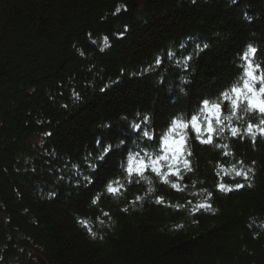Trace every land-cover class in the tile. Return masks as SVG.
Instances as JSON below:
<instances>
[{
	"label": "trees",
	"instance_id": "trees-1",
	"mask_svg": "<svg viewBox=\"0 0 264 264\" xmlns=\"http://www.w3.org/2000/svg\"><path fill=\"white\" fill-rule=\"evenodd\" d=\"M248 45L264 69V0H0V264H264V138L230 132L259 116L225 108L213 145L189 133L176 187L122 168L156 146L133 123L159 134L216 102L242 84ZM234 164L251 187L221 191L246 183ZM117 179L122 194L105 193Z\"/></svg>",
	"mask_w": 264,
	"mask_h": 264
},
{
	"label": "snow or ice",
	"instance_id": "snow-or-ice-1",
	"mask_svg": "<svg viewBox=\"0 0 264 264\" xmlns=\"http://www.w3.org/2000/svg\"><path fill=\"white\" fill-rule=\"evenodd\" d=\"M119 11V9H118ZM104 43L107 45V37L104 38ZM199 47V46H198ZM205 48L207 45L204 46ZM103 50V49H101ZM257 49L252 45H248L244 51L241 59L246 63L242 66L243 71L240 77L242 84L237 82L229 89L221 92L216 102L209 99L199 101L200 107L190 118L183 116H174L170 123L162 133L157 134L155 130H149L151 117L145 115L140 123H133L132 129L140 134V139L148 142H155V147L149 151L148 148L142 149L133 153L128 152L126 157V165H122L123 171L127 174L126 179L128 183H132L133 175L143 176L145 171L151 168V171L163 179L165 183H171L172 187H176V183L169 180V177L182 179V170L191 171V161L188 157L191 156V151L188 148L190 139L189 133H194L195 139L201 144L213 145V133H222L224 125L220 120L225 108H230L233 114L243 112L246 114H256L260 117L259 122L253 124L248 121L247 127L241 130L238 126L230 127V132L233 137L244 138L248 136L253 143L256 142L257 136L264 138V69H261L260 63H254L253 59L256 55ZM161 61L157 58V63ZM257 70H260L257 74ZM216 124L221 125L219 129L214 127L213 120ZM243 133V134H242ZM207 134V135H205ZM124 142L121 141V144ZM101 144V141H97ZM216 147H226L225 145H215ZM113 145L104 146L103 152L97 159L103 161L105 156L113 149ZM118 147V146H117ZM227 155V153H225ZM243 165V162H239ZM165 165L167 168L165 170ZM89 168L95 170V165L89 164ZM232 170L236 177H243L246 183H237L233 186H226L223 183L217 185L221 191L239 190L244 187H251L249 180V173L251 168L245 170L243 166L237 169L236 165H232ZM86 183H91L89 177H84ZM125 185L119 179L115 181H108L106 191L111 194L120 195ZM154 189L149 188V192ZM212 193L208 192L207 196L211 197ZM99 197H94L95 203ZM137 200L143 197H137ZM157 203H163V197L156 198ZM212 211V205L208 202H203L197 205V211ZM105 215H108L105 213ZM95 235V234H93Z\"/></svg>",
	"mask_w": 264,
	"mask_h": 264
},
{
	"label": "rangeland",
	"instance_id": "rangeland-1",
	"mask_svg": "<svg viewBox=\"0 0 264 264\" xmlns=\"http://www.w3.org/2000/svg\"><path fill=\"white\" fill-rule=\"evenodd\" d=\"M122 6H123V5H122ZM122 6H121V5L118 6V9L121 10V9H122ZM118 12H120V11H118ZM118 14H119V13H118ZM104 38H105V37H102L101 40H100L101 42L99 43V44H100V48L103 49V50H104V49H108V48L112 45V41H109V38H107V45H105V43H104ZM177 60H178V59H177ZM68 85H69V84H68ZM68 85H67V86H68ZM69 87L71 88V91H72V95H73L72 97L75 98V99H78V98H79V95H80V90H79L78 88H76L75 85H74L73 83H70ZM45 90H46V92H47L48 95H51V92L49 91V89L45 88ZM54 100L57 101V102H60V101H61V100H58V99H54ZM61 107H62V105L57 106V108H59V109H60ZM169 123H170V121L168 122L167 125H169ZM163 129H165V128H163ZM37 140L40 141V140H41V137L38 138ZM42 147H43V146H42ZM20 161H22V168H21V171H23V172H27L28 169H29L28 167L33 165L32 159H29V158H26V157H25V158H20ZM109 181H110V180H109ZM142 181H144V182H141V184H142V183H147L146 180H142ZM107 183H108V182H106V185H107ZM141 184H140V185H141ZM104 191H105V193H106V186H105V188H104ZM100 195H101L100 192H98V194H96L95 197L98 196V197L100 198V197H101ZM93 199H94V198H93ZM88 218H89V217H88ZM85 222H88L87 225L90 226V228H89L90 231H94V230H95L94 227L92 226L94 221H90V220H86V219H85V220H84V223H85ZM35 257H36V256H35ZM35 261H39V258L36 257Z\"/></svg>",
	"mask_w": 264,
	"mask_h": 264
},
{
	"label": "bare ground",
	"instance_id": "bare-ground-1",
	"mask_svg": "<svg viewBox=\"0 0 264 264\" xmlns=\"http://www.w3.org/2000/svg\"><path fill=\"white\" fill-rule=\"evenodd\" d=\"M162 132H163V129H162ZM162 132H161V133H162ZM165 167H167V165H165ZM147 171H148V172L145 173V174L149 175V177H150V176H153V175H151V174L149 173V172L152 173L151 168H149ZM153 173H154V172H153Z\"/></svg>",
	"mask_w": 264,
	"mask_h": 264
}]
</instances>
